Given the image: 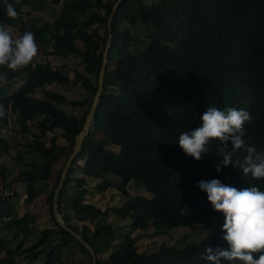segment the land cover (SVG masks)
Masks as SVG:
<instances>
[{
    "label": "trees",
    "instance_id": "16d2710c",
    "mask_svg": "<svg viewBox=\"0 0 264 264\" xmlns=\"http://www.w3.org/2000/svg\"><path fill=\"white\" fill-rule=\"evenodd\" d=\"M116 2L0 0V23L18 28L21 35L34 33L47 55L80 57L83 64V70H76L74 77L65 66L53 67L50 61L37 62L34 67L28 65L19 71L0 67V73L6 74L9 81L24 79L10 92V85H3L0 78V106L4 109L0 125L13 114L26 136L31 133L29 123L37 119L38 132L26 142L27 151L36 160L29 164L23 161L21 153L17 155L20 161L31 165L20 173L26 182V201L38 196L35 185L39 180L53 182L46 200L53 227L44 228L40 239L29 248H23V243L33 231L29 222L35 216L29 213L17 216L14 206L17 192L0 197V218L11 217L6 227L14 224L15 236L24 233L16 246L6 249L0 264H17L18 257L26 253L33 260L43 255L44 264H56L76 244L89 256V264H93L88 248L57 223L53 196L76 136L93 105L110 35L112 44L104 89L58 200L63 219L92 246L97 264H210L202 259L205 248H229L223 238L225 216L213 209L198 182L217 178L238 189L258 186L264 191V180H254L250 174L245 176L243 169L234 164L223 167L221 172L216 170L223 160L218 154L221 151L218 142L209 145L210 151L201 160L185 154L178 143L181 133L200 125V116L207 107L221 110L235 107L247 110L252 117L244 126L245 143L264 152V0H123L114 11ZM7 4L16 9V19L5 15ZM50 4L61 6L54 21H45L40 26L33 18L24 21V6L42 11ZM53 84H80L88 96L69 99L45 89ZM38 89H45L44 98L33 95ZM63 103L85 110L81 115L68 113ZM55 129L62 131L68 145H60L57 136L50 139V145L42 140ZM227 145L231 151V140ZM9 147L8 140L0 138V151L6 154ZM246 155L241 149L233 154V160L243 163ZM77 168L83 176H73ZM7 171L5 165H0L3 183ZM107 174L121 178L119 189L128 198L123 206L102 210L85 202L89 192L87 182L89 178H103ZM132 181L141 184L151 196L131 195L127 186ZM99 187L105 190L109 182L104 180ZM10 189L15 191L12 184ZM110 211L130 219V232L113 253L102 257L100 254L109 249L117 236L111 223L102 222ZM70 212L80 222L89 220L94 228L86 223L82 228L71 223ZM176 227L208 229L209 234L182 247L178 242L163 243L159 250L149 254L138 251V235L131 234L153 228L155 235H161ZM55 235L57 240L48 242ZM8 241L0 236V249ZM220 264L233 262L221 258Z\"/></svg>",
    "mask_w": 264,
    "mask_h": 264
},
{
    "label": "rangeland",
    "instance_id": "374dc122",
    "mask_svg": "<svg viewBox=\"0 0 264 264\" xmlns=\"http://www.w3.org/2000/svg\"><path fill=\"white\" fill-rule=\"evenodd\" d=\"M60 7V5L50 4L42 11H33L29 5L24 6L23 9L26 13L24 14V21L29 22V18H33L37 26H40L45 21H54V19L58 17ZM27 12H30V15H28ZM8 28L14 38H19L21 36V31L18 28L10 26ZM36 44L38 52L33 57L29 65L34 67L37 62L50 61L53 67L65 66L71 77H74L76 70H83V64L81 63L80 57H63L58 54L47 55L42 48L39 47L37 41ZM78 44L82 45L79 41ZM0 78L3 85L7 83L10 85V92L16 90L24 82L23 78H15L9 81L4 73H0ZM49 88L66 95L69 99L80 100L88 96L87 91L80 84H53L45 86V89ZM45 89H38L33 95L37 98H44ZM62 106L68 113L74 112L79 115H81L85 110V108L73 109L70 103H63ZM29 124L31 127V133H27L26 136H23L18 119L13 114H11L6 123L0 125V138H6L10 144L9 150L6 154L0 151V165H5L8 169L6 181L3 183V180H0V197L2 195L6 196L8 194H13V192H17L18 195L14 197V206L17 209V216L22 217L26 213L35 216L34 221L29 222V226L33 228V231L26 237L23 243V248L33 246L40 239L42 235L41 231L44 228L53 227V220L51 218L49 205L46 203L47 196L53 186V182L50 180H39L35 185L36 190L38 191V196L33 201L28 202L26 201V197L28 196L26 182L23 177L20 176L21 172L31 168V165H26L23 161H27L31 164L36 160L35 156L27 151L28 146L26 145V142L33 138V133L38 132L37 119ZM53 136H57L58 143L60 145H68V142L63 137V133L60 129L47 132L42 140L50 145V139ZM115 150L117 149L115 148ZM20 153L22 154L23 161H20V159L17 158V155ZM61 161H59V164ZM59 164L57 165L59 166ZM79 164H83V161H80ZM73 176H83L82 170L77 168ZM13 180H15L14 183H12ZM104 180L109 182V187L102 190L99 185ZM121 183V178L112 174H107L103 178H89L87 182L89 192L85 197V202L92 203L102 210L109 209L114 206H123L128 197L120 191L119 187ZM11 184L15 191L10 189ZM127 188L131 195L151 196V194L147 192L141 184H136L134 181L130 182ZM10 218L11 217L0 218V236L9 240L7 245L0 249V259L5 257L6 249L8 247L12 248L16 246L24 236V233H20L15 236L14 229L16 227L14 224L8 228L6 227ZM103 221L105 223H111L117 230V236L113 239L109 249L105 253L100 254L102 257H107L109 254L114 252L116 246L123 240L124 236L130 232V219L121 218L110 211L108 216L102 217V222ZM70 222L77 224L79 228H82L84 223L88 224L91 228H94L95 226L89 222V220H86L85 222L78 221L73 212H70ZM131 234L132 236L138 235L136 240L138 251L149 254L159 250L163 243L171 245L178 242V245L182 247L185 244L192 243L194 240H202L207 234H209V230H203L201 228L176 227L175 230H172L167 234L155 235L154 229L150 228L146 232L134 231L131 232ZM56 240L57 235L50 237L48 242L53 243ZM44 246L45 245L36 250H40V248L42 249ZM44 262L45 259L43 255H40L37 260H33L30 258V255L26 253L25 255L18 257L17 264H44ZM89 263V256L83 253L76 244L69 250H66L63 254L62 261L56 264Z\"/></svg>",
    "mask_w": 264,
    "mask_h": 264
},
{
    "label": "clouds",
    "instance_id": "9594fccd",
    "mask_svg": "<svg viewBox=\"0 0 264 264\" xmlns=\"http://www.w3.org/2000/svg\"><path fill=\"white\" fill-rule=\"evenodd\" d=\"M5 15L10 19L18 17L11 4L6 5ZM37 52L34 33L24 32L19 38H14L9 28L0 23V66L13 71L22 70ZM3 115L4 109L0 106V116ZM251 119V114L245 109L227 107L221 110L209 106L201 114L199 126L179 135V146L185 154L201 160L203 154L210 151L209 145L218 142L221 146L218 154L223 156L216 165L218 172L234 164L243 169L245 176L250 174L254 180H264V152H258L255 145L248 146L243 139L244 126ZM229 140L233 145L231 151L227 150ZM241 149L247 153L243 163L233 160V154ZM198 186L207 193L213 209L223 212V238L229 245L227 249L205 248L202 259L210 264H220L221 258L233 264H264V191L258 186L238 189L217 178L201 180Z\"/></svg>",
    "mask_w": 264,
    "mask_h": 264
},
{
    "label": "water",
    "instance_id": "95a60500",
    "mask_svg": "<svg viewBox=\"0 0 264 264\" xmlns=\"http://www.w3.org/2000/svg\"><path fill=\"white\" fill-rule=\"evenodd\" d=\"M122 1L123 0H117V2L114 5V8H113L114 11L118 8V6L120 5V3ZM113 13H112V15L110 17V20H109L110 30H111V25H112L111 19L113 18ZM111 44H112V37L110 35L109 38H108V42H107L106 48L104 50L103 65H102V68H101V71H100V74H99L98 90H97V93H96V95L94 97L93 105H92V107L90 109V112H89L85 122H84V125H83V128H82L81 132L76 136V142H75V145L73 146L72 154L70 155V157H69L64 169L62 170L60 181H59L57 187L54 190V196H53V213H54V217H55L57 223L62 228L70 231L82 244H84L88 248V250H89V252H90V254L92 256V259H93V264H97V255H96L94 249L92 248V246H90L85 241V239L83 238V236L81 234L77 233L76 231H74L73 229H71L67 225V223L65 222V220L62 217V214L59 211L58 200H59V194H60V192L62 190V187H63V185L65 183V180H66V178L68 176L69 168L72 165V162L74 161L77 153L80 151L81 145L84 142L85 136L87 135V133L89 131L90 124H91V122L93 120V117H94V115L96 113L97 106H98V103H99V100H100V97H101V93H102V91L104 89V75H105L106 65H107V62H108V53H109V49H110Z\"/></svg>",
    "mask_w": 264,
    "mask_h": 264
}]
</instances>
